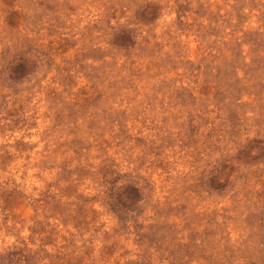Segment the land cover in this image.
Returning a JSON list of instances; mask_svg holds the SVG:
<instances>
[{"label":"rangeland","instance_id":"1","mask_svg":"<svg viewBox=\"0 0 264 264\" xmlns=\"http://www.w3.org/2000/svg\"><path fill=\"white\" fill-rule=\"evenodd\" d=\"M0 264H264V0H0Z\"/></svg>","mask_w":264,"mask_h":264}]
</instances>
